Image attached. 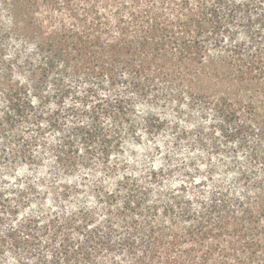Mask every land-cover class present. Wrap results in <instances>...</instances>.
Returning a JSON list of instances; mask_svg holds the SVG:
<instances>
[{
  "label": "trees",
  "instance_id": "trees-1",
  "mask_svg": "<svg viewBox=\"0 0 264 264\" xmlns=\"http://www.w3.org/2000/svg\"><path fill=\"white\" fill-rule=\"evenodd\" d=\"M0 264H264V0H0Z\"/></svg>",
  "mask_w": 264,
  "mask_h": 264
},
{
  "label": "rangeland",
  "instance_id": "rangeland-1",
  "mask_svg": "<svg viewBox=\"0 0 264 264\" xmlns=\"http://www.w3.org/2000/svg\"><path fill=\"white\" fill-rule=\"evenodd\" d=\"M139 154L140 155H146V154H148V152L146 150H144V149H140L139 150Z\"/></svg>",
  "mask_w": 264,
  "mask_h": 264
}]
</instances>
